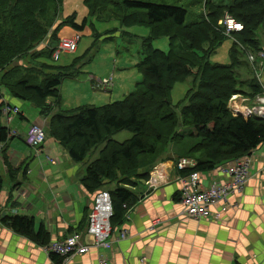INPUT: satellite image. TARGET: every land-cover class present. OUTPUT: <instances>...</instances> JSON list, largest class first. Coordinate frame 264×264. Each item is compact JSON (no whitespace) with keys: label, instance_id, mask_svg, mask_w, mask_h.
I'll return each mask as SVG.
<instances>
[{"label":"trees","instance_id":"16d2710c","mask_svg":"<svg viewBox=\"0 0 264 264\" xmlns=\"http://www.w3.org/2000/svg\"><path fill=\"white\" fill-rule=\"evenodd\" d=\"M57 1L0 0V73L5 71L0 77V121L5 88L15 98L31 102L47 118L46 136L57 140L74 162H85L99 149L81 184L89 194H111L113 230L123 224L127 211L137 202L134 188L149 179L158 163L168 159L172 147L179 159L196 161L188 172H206L248 156L264 143V119L235 114L229 108L236 96L254 99L264 93V86L242 51L244 46L252 51L262 49L264 0H232L230 4L207 0L204 18L193 23H187L188 11L181 6L86 0L92 16L94 9L112 6L124 27H147L150 36L142 44L145 57L136 65L142 80L134 92L103 106L82 105L67 110L62 108V83L79 77L91 63V48L70 65L43 64L48 72H43L42 79L37 75L41 69L10 67L48 37L55 46L48 45L53 56L60 32H50L49 28L58 17ZM229 20L242 29L228 31ZM69 22L81 31L86 20L82 25L74 19ZM164 37L169 39L167 52L153 47L154 41ZM230 38V63H212L210 58ZM189 78H193L192 84L177 114L172 106V90ZM180 127L189 132L180 131ZM123 131L130 132L131 138L123 142L113 139ZM9 133L10 129L0 122V141L6 142ZM192 139L197 142L192 144ZM1 184L0 179V189ZM110 184L115 188L107 189ZM4 221L14 231L42 245L49 244L44 228L35 233L32 218L15 216ZM53 259L59 262L62 257L54 255Z\"/></svg>","mask_w":264,"mask_h":264},{"label":"crops","instance_id":"0c3cea01","mask_svg":"<svg viewBox=\"0 0 264 264\" xmlns=\"http://www.w3.org/2000/svg\"><path fill=\"white\" fill-rule=\"evenodd\" d=\"M112 76L117 79L113 88L123 93L121 79ZM2 94L3 102L20 108L22 114L14 127L8 124L13 118L1 119L17 134L0 141V264H49L54 259L46 253L45 245L14 231L4 220L32 218L35 233L44 228L49 243L75 232L85 239L96 195L81 184L86 174L83 165L74 162L57 140L46 137L39 154L26 143L28 128L37 121H46L48 126L47 118L38 110L26 114L19 99ZM178 159L172 147L168 159L134 188L138 200L113 231L112 249L93 247L59 263L99 264L104 259L108 264H264V143L252 153L250 179L243 192L231 195L228 204L213 206V219L186 215L180 202ZM201 174L206 187L228 180L218 170ZM122 232L127 233L125 239H121Z\"/></svg>","mask_w":264,"mask_h":264},{"label":"rangeland","instance_id":"374dc122","mask_svg":"<svg viewBox=\"0 0 264 264\" xmlns=\"http://www.w3.org/2000/svg\"><path fill=\"white\" fill-rule=\"evenodd\" d=\"M85 1L86 0H58L56 3L58 17L57 19L54 17V24L49 28V30H51L50 32H53L55 29H59L57 31L60 32L58 35L59 40L80 35L81 41L79 42L78 49L75 53H62L60 58L56 60L53 56H51L48 50L49 44L54 46L51 42V38L48 37L40 43L36 49H34V52L30 53L28 56H22L16 59L10 66H18L24 71V68L41 69L37 75L40 79H42L44 77L43 72H48V66L44 69L43 64L50 66H67L70 65L75 58L86 54V52L91 48L92 50L89 55L93 58L92 62L83 68L79 77L75 79H66L62 83L61 96L63 102L62 108L64 110L74 109L82 105H93L99 107L108 103L121 101L126 95L134 92L136 90V85L142 80V76L137 71L136 65L145 57L143 54L142 44L144 39L150 36V30L147 27L141 28L140 26L124 27L121 24V21L117 20L115 16V9L112 6L96 8L94 9L96 12L95 16H92ZM98 1L99 0H94V2ZM131 1L184 7L188 11L186 20L187 23L202 20L209 5V3L206 2L207 0ZM212 1L215 3L225 2V4H230L232 0H210V2ZM72 19L76 20V22L80 25H82L86 20V23L81 31L73 28L71 22H69ZM229 21L234 22V20ZM238 27L239 26H237V28ZM227 30L229 31V29ZM262 32H264V24ZM97 34H99V36H97ZM227 35H229V32ZM232 43L233 41L231 38L226 40L218 49L217 53L213 54L210 61L212 63L229 64L231 59L229 51L231 50ZM153 47L163 51H168L169 39L166 37L160 38L153 42ZM242 51L244 52L246 60L249 62L250 66H252L257 78L259 77L264 82V67L260 70L261 64L264 61L260 55L261 50L252 51L251 48L244 46ZM258 72L261 74L260 76H258ZM4 74L5 71L3 70V72L0 73V77ZM112 75H115L116 77L118 76V78L121 79L120 86L124 87L123 93H120V90H117L116 87L105 89L104 87L99 86L96 81L91 79V76H95L96 79L99 80H104V78L112 79L113 85L115 86L117 85V79L114 80ZM134 78L135 81L132 82ZM192 80L193 78H189L186 82H179L172 90V106L177 114L181 113V106H179V103L185 98L189 88L191 87ZM2 92H4L6 96L13 98L7 90L3 89ZM237 97L238 96L234 97L229 104L230 110L234 113L239 108L242 110L243 106L253 107L255 99H257L256 97L254 99H243L244 96ZM20 102L22 103V109L26 112V114L36 112L37 108L31 102L23 100H20ZM240 102H242V104H240ZM10 117V119L13 118L14 120V122L13 120L10 121V123L8 122L9 124H12L11 127H14L17 122H21L20 114L12 113ZM2 120L5 122L3 117ZM4 122L1 121L4 126L5 124L7 125V123L4 124ZM34 123L41 125L47 131L48 126L46 121H37ZM180 131H184L186 134L189 132L188 129L186 130L183 127H180ZM16 133L17 132L15 131H11L9 133V137L16 136ZM131 136L132 134L130 132L123 131L114 135L113 139L123 142L131 138ZM196 142L197 140L192 139V144H195ZM189 148L191 149L192 147ZM41 150L39 152L36 151V153L39 154ZM98 153L99 149L94 151V153L90 155L85 162L81 163L85 170H87L88 165L98 157ZM113 188H115L114 184L107 186V189Z\"/></svg>","mask_w":264,"mask_h":264},{"label":"built area","instance_id":"2783aa9c","mask_svg":"<svg viewBox=\"0 0 264 264\" xmlns=\"http://www.w3.org/2000/svg\"><path fill=\"white\" fill-rule=\"evenodd\" d=\"M220 23H222V21ZM231 26L230 21H228L229 30L234 29V27L237 28V25ZM80 41V35L60 40L53 57L58 60L62 53H75L78 49ZM262 47L260 55L262 59H264V44ZM263 67L264 61L261 64L260 70H262ZM257 74L258 76L261 75L259 72ZM98 85L104 87L105 89H109L113 87V80H98ZM256 98L257 99H255L253 107L242 105L243 109H237L235 114H242L248 118L257 117L264 119V93L260 94ZM240 104H242V102H240ZM2 113L3 118L10 121L12 113L20 114L21 111L18 107H12L8 103H4ZM46 137V130L44 127L35 123L32 124L25 133L26 143L38 152L41 148H43L46 142ZM196 165L197 163L189 158H182L176 162V169L180 175L179 180L182 182L180 202L184 206L188 217L213 219L211 211L213 206L220 203L228 204V199L231 195L235 192H243L246 183L250 179L252 154L242 158L230 160L217 166V168L213 170L206 171L207 173H210L214 170H218L221 174L228 178L226 183H214L210 187H206L202 184L201 173L205 172H188V170ZM94 201L93 208L89 214L86 238L83 239V235L75 232L65 240L57 241L56 243H49L44 246L48 255L51 257L57 255L64 259H69L75 255H83L93 247L112 249L114 245V242L112 241V234L114 230L111 225V218L113 216L111 194L107 191H101L96 195ZM222 210L223 212H226L227 206L224 205ZM126 237L127 233L122 232L121 239H125ZM86 240L89 241L86 242ZM49 264L61 263L53 260ZM99 264H108V262L101 261Z\"/></svg>","mask_w":264,"mask_h":264},{"label":"bare ground","instance_id":"6f19581e","mask_svg":"<svg viewBox=\"0 0 264 264\" xmlns=\"http://www.w3.org/2000/svg\"><path fill=\"white\" fill-rule=\"evenodd\" d=\"M230 25H232V22L230 23ZM233 26V25H232ZM258 79L260 80V82L262 83V85L264 86V82H263V80L262 79H260L259 77H258ZM57 241H55V242H51V243H56ZM101 261H105V262H107L106 260H104V259H101L100 260V262Z\"/></svg>","mask_w":264,"mask_h":264}]
</instances>
